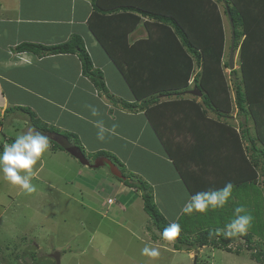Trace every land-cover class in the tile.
<instances>
[{
	"label": "crops",
	"instance_id": "obj_1",
	"mask_svg": "<svg viewBox=\"0 0 264 264\" xmlns=\"http://www.w3.org/2000/svg\"><path fill=\"white\" fill-rule=\"evenodd\" d=\"M138 1L143 11L149 9L161 12L165 9L160 8L163 2L161 4L155 0H0V120L4 121L3 117L7 119L9 116L22 118L25 120V124L27 123L28 129L31 125L28 116L15 110L17 107L26 108L35 114L42 123L75 135L85 154H94L100 151L113 154L129 173L140 177L152 188L154 201L159 211L169 222H176L182 213L181 209L189 193L152 130L140 102H136L137 109L134 111L123 108L118 102L112 103L106 96L107 94L97 90L94 84L82 74L80 61L74 54L38 57L29 52L16 50V47L22 43L45 46L59 45L77 35L82 39L93 67L102 73L108 94L120 102L135 103L136 100L120 72L90 31L88 20L93 13L94 2H97V6L102 10H109L120 6L136 5ZM164 7L167 8V2ZM96 18V28L100 33L105 34L107 30L103 27V19ZM140 19L138 26L128 35L129 46L149 38V32L145 26L152 23L153 18L142 14ZM165 51V39L157 37L147 43H141L136 51L128 55L127 60L136 61L138 75L149 77L151 83L154 79L163 81L167 76L162 73L167 71L161 72L158 68L153 72V70H149V65L153 63L155 54L160 58L165 56ZM174 53L177 55L179 51L176 50ZM178 56L182 58L180 54ZM146 65H148V70L145 69ZM198 73L199 71L193 77L195 78ZM161 80L160 82L154 81V84L157 87L161 83L164 84L165 82H161ZM193 89L194 86L189 87L187 91ZM187 91L184 97L188 95ZM166 100L163 96L159 97V104ZM199 100L201 102V97ZM89 105L98 109V116H91ZM6 109L7 112H5ZM154 113L158 115L159 109ZM169 116L172 123L175 124V129L173 128L175 141L182 142L181 146L185 149L187 158L191 157L197 161L193 164L194 169L191 172L194 179L197 180L195 182L202 184L200 189L206 191L221 188L226 182L233 183L244 177L248 170L247 164L243 160V157H247V143L240 133L241 120L239 118L236 119L235 115L234 117L232 115L217 117L216 114L209 111L207 117L212 122L206 124L200 120L198 121L201 123L200 128H196L195 121L192 119L189 123H180L179 116L175 114ZM96 119H102L109 128L116 124L118 135L107 136L103 142L98 141L97 130L91 123ZM1 121L0 125L2 126ZM202 124L204 125L202 126ZM236 125L238 131H236ZM1 126L0 131H2ZM230 128L238 136L229 131ZM188 129L190 134L187 132ZM184 132H187V135L182 134ZM186 136H189L190 142L188 143L182 141ZM122 151H126L127 156H120L119 153ZM50 154L60 156L62 151L51 149ZM198 155L201 157L197 158ZM213 155L221 156L219 159L221 164H212ZM63 160L64 164L68 163V159ZM128 160L131 161L132 166ZM75 161L78 162L76 159ZM146 166H149L148 170H145ZM80 173L81 169H78L77 176ZM172 187L181 189L180 194L185 197L184 201L181 200L178 203V197L171 194L174 192L167 193L165 191ZM254 188H257V185ZM238 189L241 188L238 187ZM156 190L159 199L165 201L173 198L163 205L164 209H161L157 204ZM246 190L248 189L240 190L239 195L241 196V193ZM234 200L235 206L242 205L240 199ZM259 203V207H261V198ZM177 205L180 207L178 208ZM245 207L254 216L252 227L248 232L257 238L262 234L261 216L263 210H259L257 215L258 210L254 209L257 207L255 204L250 208L249 206ZM213 213L211 211L209 218L213 217ZM256 218H259L258 224ZM209 247L211 246H204L198 250ZM238 252L229 254L233 258V255L239 257L241 253L239 249ZM191 254L192 252L189 256ZM248 260L250 261V259ZM251 262L253 263V261Z\"/></svg>",
	"mask_w": 264,
	"mask_h": 264
},
{
	"label": "trees",
	"instance_id": "obj_2",
	"mask_svg": "<svg viewBox=\"0 0 264 264\" xmlns=\"http://www.w3.org/2000/svg\"><path fill=\"white\" fill-rule=\"evenodd\" d=\"M222 1L230 13L234 27V49L238 46L240 38L243 37L240 46V71L242 80H244V87L242 88L237 83L234 84V102L237 112L244 117V122H241L240 126L241 129L247 128L244 127L245 124L251 121L255 127V137L248 135L249 129H244L242 132V137L248 142L249 146V149L247 147L246 150L251 153L249 159L252 161V165L248 163V159L245 162L252 173V177H243L232 183L235 188L240 187L244 190V188L248 189L249 184L255 186L258 177L264 176V0ZM155 2L161 4L163 2L160 8H165L164 11L157 12L149 9L143 11L139 1L136 5L133 4L129 7L120 6L115 9L102 10L97 6V2H94L93 13L88 20L90 31L120 72L136 100L135 103L120 102L108 94L102 73L93 67L83 41L77 35L59 45L45 46L22 43L16 47V50L18 52H29L38 57L74 54L80 61L82 74L94 84L97 90L107 94L106 96L112 103L118 102L123 108L134 111L137 109L136 102H140L152 130L164 148L165 154L171 160L187 192L192 195L197 191H205L200 189L202 184L195 182L197 180L194 179L191 172L194 169L193 164L197 161L191 157L187 158L186 151L181 146L182 142L178 141L177 143L173 137L175 133H173L172 128L175 129V124L172 123V128H168L165 120L167 118L165 117L171 118L169 115L175 114L180 117V123H189L192 119L195 121L196 128H199L197 124L201 125L198 122L200 120L206 124L212 122L207 117V111L215 113L217 117H222L232 109L228 87L225 84L222 71V67L228 68L229 63L221 64L223 53L221 21L217 6L212 0H155ZM166 2L167 8L164 7ZM135 10L143 13L144 16L153 18L154 23L146 24L149 28V38L147 40L129 46L128 35L138 26L141 20L134 13ZM225 14L227 16L226 12ZM96 17L103 19V27L107 30L105 34L100 33L96 28ZM150 26L153 27L152 30ZM215 32L216 34H212ZM157 37L165 39V56L158 58L155 54L153 63L149 65V70L154 72L159 68L161 72L167 71L162 74L166 75L168 79L166 77L163 81L154 79L151 83L149 77L140 76L136 72L138 63L127 59L128 55L136 51L141 43H147ZM176 50L182 56V61L179 59L180 56L178 57L179 54L174 53ZM193 63L201 68V71L193 79V86L202 93L201 103L184 98L185 92L189 90L188 82L191 77ZM182 67H185L184 72L175 71ZM145 69L148 70V65ZM231 72L235 74L234 70ZM160 80L165 83H161L157 87L154 81L160 82ZM162 96L167 100L159 104V97ZM158 109L160 113L157 115L154 112H157ZM15 110L26 114L32 127L48 135L49 142L52 145L50 146L51 149L66 152L64 147L72 145L84 153L75 135L59 131L42 123L29 109L17 107ZM5 112H7V109ZM229 131L234 133L232 128ZM187 132L190 134L189 129ZM187 132L182 134L187 135ZM51 135L55 139H52ZM92 155L93 159L106 157L119 168L125 180L115 178L122 184L121 186L133 194V197H141L143 211L161 236L163 229L171 222L159 211L154 201L152 188L140 177L136 176V178L131 173L126 175L124 165L113 154L100 151ZM199 157L201 155H198L197 158ZM236 207L232 204L214 210L212 218H209L211 211L205 215L195 213L189 216L181 213L176 221L181 226V232L173 240L174 250L189 252L204 246H211L213 249L230 253L232 252L230 245L234 242V239H242L247 243V250L253 251L251 259L258 264H264V249L260 243L256 241L257 247H251L253 234L248 232L243 236L225 238L222 234L216 233V229L222 228L233 218ZM261 207L259 209L257 206V215L259 210H262ZM261 225L263 229V224L261 223Z\"/></svg>",
	"mask_w": 264,
	"mask_h": 264
},
{
	"label": "rangeland",
	"instance_id": "obj_3",
	"mask_svg": "<svg viewBox=\"0 0 264 264\" xmlns=\"http://www.w3.org/2000/svg\"><path fill=\"white\" fill-rule=\"evenodd\" d=\"M212 1L217 6L223 32L221 64H228L231 29L225 14L226 7L222 0ZM135 11L136 15L142 16L143 13ZM145 27L149 32L148 26ZM150 28L152 30L153 27L150 26ZM212 34H216V32ZM242 41L243 37L240 38L234 52L235 66L233 69L223 66L222 71L232 103V109L226 115L233 117L235 115V118H239L243 123L244 117L238 114L234 102V84L237 83L242 88L244 87L240 71ZM179 59L182 61L180 57ZM232 70L235 71V74H232ZM175 71L184 72L185 67ZM198 71H201L200 66L193 63L189 80L191 84L189 85L188 82L191 88L193 87V75ZM184 98L200 102L199 97L190 94ZM165 118H167L165 119L166 126L172 128V119ZM5 119L6 117H3L4 121L0 120L2 122V126L0 125L2 129L0 131V147L11 143L17 134L27 130V123L25 124L24 119L14 116ZM234 123L236 124V121ZM197 127L200 128L199 123ZM244 127L247 128L239 127L240 133L244 129H249L248 135L255 137V127L251 121H248ZM235 128L238 131L237 125ZM235 135L238 136L237 133ZM51 138L55 139L53 135ZM196 139L198 138L196 137ZM183 142H190L189 136L184 137ZM246 143V147L249 149L248 142L246 141ZM50 146L52 145L49 142V149L33 169L32 182L37 186L36 192L27 194L18 186H13L0 177V264H57L53 257L55 254L59 256L58 264H194V257L197 260L196 264H258L251 259L253 251L247 250V243L242 239H234L230 245L232 252L237 250L239 253L238 249L241 252L239 257L233 255L234 258L228 252L215 250L212 247L189 252L175 251L174 242L164 240L152 226L149 217L142 209L141 197H133V194L129 193L110 174L106 166L98 169L83 168L64 151L60 156L50 154ZM86 154H84L86 159L92 164L96 158L93 159L92 154ZM119 154L127 156L126 151ZM246 156L243 160L248 159V163L252 165L249 151ZM220 158L221 156L213 155L212 164H221ZM63 159H68V163L64 164ZM128 162L131 166L133 165L130 160ZM78 169H81V173L77 176ZM148 169L149 166H146L145 170ZM125 174L130 175L127 170ZM133 176L136 177V175ZM244 177H252L249 167ZM256 185L257 189L253 184H249L251 187L248 186V190L242 192L241 196L239 192L242 189H237L238 187L237 190L233 189V198L226 206L235 204L234 199L241 198L240 202L243 206L250 208L255 204L259 207L261 198L263 210V175L258 177ZM165 191L167 193L174 192L171 194L178 197V203L185 200V197L180 194L179 187L174 189L172 187ZM156 195L157 204L161 209H164L165 203L173 199L165 201L159 199L157 190ZM108 198L113 199L115 203L108 205L106 203ZM177 207L180 206L177 205ZM256 221L258 224L259 218H256ZM261 221L263 224L262 234L257 238L253 237L251 247H257V241L264 249V210ZM146 245L158 248L159 257L151 259L141 255V250ZM191 252L192 254L189 256ZM248 259L253 263H250Z\"/></svg>",
	"mask_w": 264,
	"mask_h": 264
},
{
	"label": "clouds",
	"instance_id": "obj_4",
	"mask_svg": "<svg viewBox=\"0 0 264 264\" xmlns=\"http://www.w3.org/2000/svg\"><path fill=\"white\" fill-rule=\"evenodd\" d=\"M88 107L91 116L96 117L99 115L96 107L91 105ZM91 123L97 130L96 138L100 142H103L107 136L118 135L116 124H113L109 128L102 119L93 120ZM48 149V135L29 126L26 131L17 134L11 143L0 147V177L9 184L18 186L27 194L36 192L37 186L32 182L33 169ZM233 187L234 185L229 181L221 188L197 191L188 196L181 212L189 216L195 213L205 215L209 211L222 209L232 200ZM111 200V204L115 203L113 199ZM253 221L254 217L250 214L249 210L245 206L240 205L234 209L233 218L222 228L216 229V233L222 234L225 238L243 236L248 233ZM180 232V224L173 221L163 229L161 236L166 241H173L180 235ZM141 255L156 259L159 257L160 252L158 248L146 245L141 250Z\"/></svg>",
	"mask_w": 264,
	"mask_h": 264
},
{
	"label": "water",
	"instance_id": "obj_5",
	"mask_svg": "<svg viewBox=\"0 0 264 264\" xmlns=\"http://www.w3.org/2000/svg\"><path fill=\"white\" fill-rule=\"evenodd\" d=\"M226 13H227V18L230 24V29H231V42H230V49H229V68L233 69L234 67V42H235V32H234V27L232 24V20H231V16L230 13L228 11V9H226ZM188 94L193 95V96H197V97H201L202 93L200 91H198L195 87L193 90L187 91ZM65 151L72 156L73 158H75L81 165L93 168V169H97V168H101L106 166L110 172V174H112L114 177L121 179V180H125V177L123 176V174L121 173V171L119 170V168L112 163L108 158L106 157H98L94 160V162L91 164L85 157L84 153H82V151L77 148L76 146H72V145H68L64 147ZM56 259V262L58 264V254H55L53 256ZM194 264H196V257H194Z\"/></svg>",
	"mask_w": 264,
	"mask_h": 264
},
{
	"label": "built area",
	"instance_id": "obj_6",
	"mask_svg": "<svg viewBox=\"0 0 264 264\" xmlns=\"http://www.w3.org/2000/svg\"><path fill=\"white\" fill-rule=\"evenodd\" d=\"M107 203H108V204H111V203H112V200H111V199H108V200H107Z\"/></svg>",
	"mask_w": 264,
	"mask_h": 264
}]
</instances>
